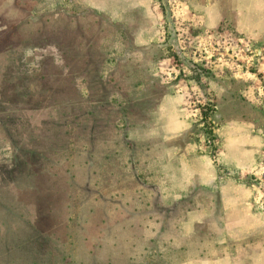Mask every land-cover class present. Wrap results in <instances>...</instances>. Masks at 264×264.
Segmentation results:
<instances>
[{
    "label": "rangeland",
    "instance_id": "obj_1",
    "mask_svg": "<svg viewBox=\"0 0 264 264\" xmlns=\"http://www.w3.org/2000/svg\"><path fill=\"white\" fill-rule=\"evenodd\" d=\"M0 264H264V0H0Z\"/></svg>",
    "mask_w": 264,
    "mask_h": 264
},
{
    "label": "trees",
    "instance_id": "obj_2",
    "mask_svg": "<svg viewBox=\"0 0 264 264\" xmlns=\"http://www.w3.org/2000/svg\"><path fill=\"white\" fill-rule=\"evenodd\" d=\"M186 203H187V200L179 201V203L173 205L172 207H165V210L164 211L167 213V215L169 217L170 216H173L174 217L176 213H179V212H182L183 211V208H185ZM156 207L158 208V205L157 204H156ZM159 211H161V210L159 209Z\"/></svg>",
    "mask_w": 264,
    "mask_h": 264
},
{
    "label": "crops",
    "instance_id": "obj_3",
    "mask_svg": "<svg viewBox=\"0 0 264 264\" xmlns=\"http://www.w3.org/2000/svg\"><path fill=\"white\" fill-rule=\"evenodd\" d=\"M187 121H188V122H190V120H189V119H188ZM196 154H197V155H199V153H198V152H196Z\"/></svg>",
    "mask_w": 264,
    "mask_h": 264
}]
</instances>
